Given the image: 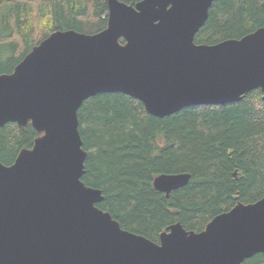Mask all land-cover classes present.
I'll return each instance as SVG.
<instances>
[{"label":"water","instance_id":"water-1","mask_svg":"<svg viewBox=\"0 0 264 264\" xmlns=\"http://www.w3.org/2000/svg\"><path fill=\"white\" fill-rule=\"evenodd\" d=\"M213 1L106 0L105 28L54 31L0 74V127L30 122L39 134L10 165L0 162V264H242L264 253V196L199 232L173 223L154 242L99 209L101 191L81 180L77 111L99 92L136 98L157 117L235 102L257 88L264 100V27L194 42ZM188 179L162 173L152 185L168 196Z\"/></svg>","mask_w":264,"mask_h":264},{"label":"trees","instance_id":"trees-1","mask_svg":"<svg viewBox=\"0 0 264 264\" xmlns=\"http://www.w3.org/2000/svg\"><path fill=\"white\" fill-rule=\"evenodd\" d=\"M134 5L139 0H120ZM106 0H0V74L11 73L57 30L92 34L106 26ZM264 27V0H214L194 36L198 44L240 38ZM86 151L82 182L99 189L96 206L120 226L158 242L179 222L199 232L217 214L264 196V100L259 88L235 102L189 105L149 114L121 92H99L77 111ZM39 134L30 122L0 127V162L10 165ZM189 173L168 196L153 188L158 174ZM242 264H264V253Z\"/></svg>","mask_w":264,"mask_h":264}]
</instances>
